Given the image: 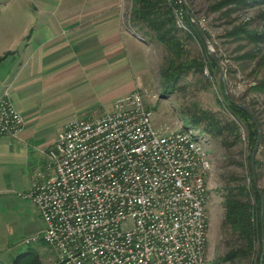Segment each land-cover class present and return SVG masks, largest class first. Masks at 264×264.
I'll list each match as a JSON object with an SVG mask.
<instances>
[{"label": "built area", "instance_id": "2783aa9c", "mask_svg": "<svg viewBox=\"0 0 264 264\" xmlns=\"http://www.w3.org/2000/svg\"><path fill=\"white\" fill-rule=\"evenodd\" d=\"M24 123L1 95L0 136ZM210 149L183 125H158L135 89L100 117L68 120L46 149L48 173L23 196L59 264H208Z\"/></svg>", "mask_w": 264, "mask_h": 264}, {"label": "rangeland", "instance_id": "374dc122", "mask_svg": "<svg viewBox=\"0 0 264 264\" xmlns=\"http://www.w3.org/2000/svg\"><path fill=\"white\" fill-rule=\"evenodd\" d=\"M41 1L0 0V50L29 23L27 11L42 4ZM52 1L44 4H55ZM133 1H121L122 18L130 23ZM67 2L69 4L70 0H65L64 4ZM167 2L175 19L177 14L183 16L186 27H178L181 33L189 32L194 36L185 39L183 57L201 60L204 67L199 73H183L172 90H165L161 71L169 53L163 42L150 36L155 44V71L151 84L140 88L144 102L153 110L158 125H183L211 147L215 170L209 188L208 264H264V2L251 5L238 4L237 0ZM193 20L204 30L208 44L192 32L189 21L193 23ZM245 29L262 39L249 35ZM8 52L3 51L1 56ZM116 90L120 88L114 89L113 94ZM228 99L249 110L256 134L252 133L251 123L238 117L228 106ZM107 108L110 111L113 102L108 103ZM182 110L206 114L218 128L215 133L206 132L204 124H192L182 115ZM74 116L85 118L83 113ZM232 122L238 126L235 131L231 128ZM60 126L61 122L55 128ZM257 140L253 172L251 158ZM30 169L22 168L24 175L20 171L15 174L12 169L0 173V264H11L18 254L27 251L39 255L43 264H59L57 249L44 240L46 225L39 209L30 198L23 196L34 182L48 173L46 159L37 169ZM252 179L261 195L260 211L253 215L255 220L260 216L262 234L250 252L239 254L233 262L223 257L231 250L241 249L244 241L225 223L226 195L231 191L241 192L240 188L246 187L248 198L257 207Z\"/></svg>", "mask_w": 264, "mask_h": 264}, {"label": "crops", "instance_id": "0c3cea01", "mask_svg": "<svg viewBox=\"0 0 264 264\" xmlns=\"http://www.w3.org/2000/svg\"><path fill=\"white\" fill-rule=\"evenodd\" d=\"M46 1L29 8V23L0 50V58L9 51L0 59V96L7 93L25 120L16 136H0L2 174L37 169L75 113L100 117L154 77L153 38L123 20L122 0Z\"/></svg>", "mask_w": 264, "mask_h": 264}, {"label": "trees", "instance_id": "16d2710c", "mask_svg": "<svg viewBox=\"0 0 264 264\" xmlns=\"http://www.w3.org/2000/svg\"><path fill=\"white\" fill-rule=\"evenodd\" d=\"M254 2H264V0H237V3L241 5H251ZM131 25L147 36L157 37L165 44L166 50L169 53L166 58V64L162 67L161 71L165 90H172L174 83H176L183 73L202 72L204 62L197 59H185L183 57V44L185 39L194 36L189 32H185V34L181 33L176 24L174 11L167 0H134L131 13ZM189 26L196 37L203 41L194 23L189 21ZM245 32L256 39H262L260 35L254 34L252 31L249 32V30L245 29ZM211 61L215 63L212 59ZM228 106L238 117L247 119L251 123L253 134L257 133L255 122L246 109L231 99H228ZM182 115L196 126L204 124L205 127L203 130L206 132L215 133L218 128L217 123L213 119L211 120L206 114L199 115L190 110H182ZM231 128L235 131L238 126L235 122H232ZM252 187L258 203L257 207L248 198L246 187H241V192L234 193L231 191L226 195L225 223L243 239L244 244L239 250H231L223 259L235 262L239 254L245 255L250 252L256 240L261 237L262 223L260 216L258 215V219L255 220L253 215L254 213L258 214V211H260L261 195L256 189L253 179ZM11 264H43V262L39 255L27 251L18 254Z\"/></svg>", "mask_w": 264, "mask_h": 264}, {"label": "water", "instance_id": "95a60500", "mask_svg": "<svg viewBox=\"0 0 264 264\" xmlns=\"http://www.w3.org/2000/svg\"><path fill=\"white\" fill-rule=\"evenodd\" d=\"M193 23L195 25V27L198 29L201 37L204 39V41L208 44V39L206 37V34L204 33V30L202 29V27L200 26V24L198 23V21L196 20H193ZM215 57V56H214ZM216 59V58H215ZM244 107V106H243ZM247 111H249L246 107H244ZM258 142L259 140H257V142L255 143V146L253 148V152H252V158H251V166H252V169H253V172H254V157H255V153H256V150H257V147H258Z\"/></svg>", "mask_w": 264, "mask_h": 264}]
</instances>
